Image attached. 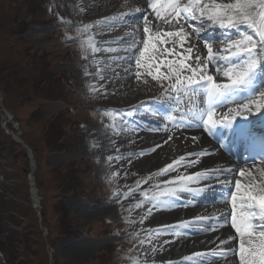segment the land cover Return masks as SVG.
Instances as JSON below:
<instances>
[{
	"label": "rangeland",
	"instance_id": "1",
	"mask_svg": "<svg viewBox=\"0 0 264 264\" xmlns=\"http://www.w3.org/2000/svg\"><path fill=\"white\" fill-rule=\"evenodd\" d=\"M77 1L0 0V108L9 112L8 118L0 117L1 134L8 142L13 139L5 128L19 131L31 147L37 209L42 223L49 229L45 239L32 209L40 234L28 235L30 258L29 262L21 264H133L134 260L139 264H162L142 248L150 236H155L149 232L153 224L140 226L143 214L153 210L158 202L137 205L138 198L130 203H110L114 193H125L136 182L119 179L111 164L115 161L109 164L102 159V153L106 152L94 146L95 134L105 136L102 132L110 120L117 122L126 118L121 112L120 104L124 102L121 103L120 91L114 92L109 85L103 91L98 90L95 80L85 75L88 71L85 61L96 53L88 46L90 34L82 31L83 25L94 23L96 17L93 16L114 13L112 4L94 6V14L83 19V7L78 6ZM127 1L121 0L120 7L127 8ZM224 1L230 2H219ZM140 19L138 16L137 20ZM153 23H158L162 32L175 30L163 22ZM190 43L196 48L186 63L195 66V55L206 58L204 42L193 38L184 48ZM165 49H172L176 55ZM148 55L157 57L151 61V70L157 75L155 69L159 67L162 77L170 73L168 62L178 65L184 51L179 45L167 43L158 44L156 53ZM132 63V77L137 84L134 89L147 86L152 98L159 97L164 91L160 80H154L144 70L137 79L135 61ZM123 65L128 68V64ZM163 83L166 86L168 81ZM147 105L148 102H144V108ZM144 108L139 105L133 115H140ZM13 151L18 157L21 155L18 146L13 147ZM20 163L22 161L10 164L13 167H5V170L0 165L6 177H14L12 184L6 186L21 200L11 199L5 204L22 216H29L33 185L28 176V161L22 168ZM38 238L40 245L36 243ZM141 240L145 244L141 245ZM94 242L101 244L93 247ZM19 261L3 252L0 254V264Z\"/></svg>",
	"mask_w": 264,
	"mask_h": 264
},
{
	"label": "snow or ice",
	"instance_id": "2",
	"mask_svg": "<svg viewBox=\"0 0 264 264\" xmlns=\"http://www.w3.org/2000/svg\"><path fill=\"white\" fill-rule=\"evenodd\" d=\"M81 11L84 9L81 8ZM136 13H141L142 24L134 20ZM153 19L157 22H163L175 30L162 32L160 25L154 24ZM121 25L132 30L125 32L120 40L112 41V43L126 44L127 47L121 49L109 47L104 51L109 53L124 52L126 55L116 57V59L128 64V68L125 69L126 72L131 70L132 65L129 62L134 60L137 79L141 76V70H144L146 75L152 76L154 80H160V86L164 91L159 97H156L157 100L168 98L179 102L182 97H187L191 103L187 112L181 110L179 119L172 115L167 116L165 119L168 122H171L174 127L202 129L208 136L213 135V129L218 125H223L232 129L233 135L246 148L257 143L264 147V134L255 133L251 127L252 121L248 120L249 116H252L253 120L264 119V85L258 87L256 83L258 74L264 72V0H230V2H218V0H144L143 8H136L131 12H120L118 15L108 16L103 20H96L94 24H84L82 31L90 32L94 26L99 31L104 30L101 26L111 30ZM241 26H246V30H242ZM214 27L223 30L225 34L224 40L217 45V50L214 52L213 44L206 42L204 46L207 49V57L201 59L200 55H195V66L192 63H186L189 60V55L193 54L196 45L190 43L188 47L184 48L185 43L193 38L206 39L201 34ZM233 30L238 37L236 39L232 38ZM248 30H251V34ZM165 37L170 39H165ZM87 43L93 53L101 51V48L95 45L91 35L88 36ZM167 43L183 48V58L175 66L173 61L168 62L169 74H164L161 77L159 75L160 69L156 67L157 75H153L151 61L157 57L148 54L149 52L156 53L158 44ZM165 51L176 55L172 49H165ZM209 64L216 66V77H221L219 81L214 75L209 74ZM225 65L227 66L225 67ZM87 74L85 73V75ZM94 75L98 76L100 73L96 72ZM173 77L175 78L174 82ZM223 78H226V82ZM163 81H168L166 86ZM245 91L250 94L247 97L248 102L241 103L236 98ZM173 93L176 94L175 97H173ZM198 100L201 103H198ZM205 103L206 107L203 106ZM231 103H236L238 106L236 108L228 107L227 111L222 113L217 112V109L224 108ZM140 107L144 108L143 101ZM254 109L256 113H259V116L254 115ZM144 110L150 111L147 108ZM132 114V112H128V115ZM237 117L242 119L237 121ZM110 127L113 132L119 133L120 128L115 122ZM149 130L160 131L161 128L154 127ZM163 130L168 131L167 126ZM168 139L171 140L172 137L169 136ZM190 139L195 143L200 137L192 136ZM96 147L100 149L103 145L97 144ZM155 150V148L150 149L153 152ZM205 154L200 152L190 155L203 156ZM128 155L131 156L132 153ZM140 155L143 156L144 153L141 152ZM121 159V155H108L106 157L108 163ZM185 160L186 157L181 156L178 160L152 173L146 179L152 180L154 177L171 173L177 165L184 163ZM192 163H197V161L192 160L190 164ZM234 172V168L225 167L214 169L212 172L198 171L195 175H177L174 180L165 181L164 184H178V187L156 185L155 187L160 190L152 191L151 201L163 204L165 203L164 197H176L181 192L191 193L195 196L205 193L217 185L227 191L231 187L228 175ZM261 172L264 174V169ZM215 173H220V175ZM240 175H245L243 169L240 170ZM210 180H215L217 183L207 184L202 188L188 186L190 182L199 183ZM136 183V189H129L122 194L114 193V196L130 197L138 189L141 181ZM141 195L148 196V193L144 192ZM226 202L231 204L230 213L225 212L221 217L198 215L194 220H183L176 225L149 229L150 233L156 235L150 236L148 243L151 244L156 236L163 232L174 228L186 229L199 222L222 219L224 223L219 226L223 227L228 223L230 216L231 228L235 229V233L240 238L238 264H264V182L260 185L243 186L241 181L236 179L235 190L230 192V200L226 198ZM175 234L180 235L179 232ZM232 239V236H228L227 240L221 239L219 241L218 248H213L207 252L195 251L183 259L187 262H194V264H205V260L202 258L213 257L219 260L230 255L234 257L237 251L235 248L224 250V246ZM140 243L143 245L145 241L141 240ZM151 251L155 254L157 249L153 247ZM133 264H139V261L134 260ZM169 264L172 262L170 261Z\"/></svg>",
	"mask_w": 264,
	"mask_h": 264
},
{
	"label": "bare ground",
	"instance_id": "3",
	"mask_svg": "<svg viewBox=\"0 0 264 264\" xmlns=\"http://www.w3.org/2000/svg\"><path fill=\"white\" fill-rule=\"evenodd\" d=\"M120 1L121 0H78L77 3L78 6H81L84 9L83 19L94 14L96 9L94 6L100 7L101 4L111 3L114 13L104 12L102 15L93 16L96 17V20H103L105 17L118 15L120 12H131L136 8H141L142 4H144V0H129L127 1L128 7L124 9L120 7ZM219 1L222 0H218V2ZM139 14L141 15V13H136L134 20L142 24L143 21L137 20V15ZM153 21L155 20L153 19ZM89 24L94 23L89 22ZM101 27L104 29L103 31H99L98 28L94 26V28L88 33L93 39L98 38L97 40L95 39L94 43L97 47L101 48V51L96 53L93 58L85 61L88 66V76L92 80H95L96 88L103 91L104 87L109 85L114 92L119 90V97L122 99L121 103L124 102L123 104H120L123 107V111L121 110V112L127 117L128 112L134 113V110L141 105L142 101L151 104L153 103L150 111H145V108L142 110L138 123L124 120H119L117 122L115 120H110L109 124H106L107 128L102 132L105 133V136L101 137L98 133L95 134V148L98 149L96 145L101 144L103 147L98 150H100V152H106L102 153V159L106 161L108 155L122 156L121 160H113L117 162L111 163L117 177L119 179L126 178L128 181L133 179V182L134 180L135 182L141 181L138 189L134 191L130 197L120 195L119 197H114L112 200L110 199V203L113 205L130 203L138 198H143L141 193L147 192L150 196V200L142 203L148 205L154 204V202L151 201V193L152 191L160 190L155 186L178 187V184H164L165 181L174 180L177 175L189 176L195 175L198 171L212 172L214 169L225 167L235 169V163L216 150L215 145L206 139L201 131L180 132L172 129V125L168 123L165 124L152 119L155 118L160 120V116L164 115V113L159 110L160 104L168 105V107L172 109L174 104L178 103L190 108L191 103L188 98H186V100L181 99L179 102H175L168 98L157 100L156 98H152V91L150 92L149 87L147 86H144L141 90H135L134 88L137 84L133 81V69L130 70L131 72H126V67L123 65L124 62L116 59V57L124 56L126 54L122 51L111 53L104 51V49L109 47L116 49L127 47V45L122 47L117 45L113 47L111 43L114 40H120L125 32H129L132 29L124 25L116 28L114 27L111 30H108L105 26ZM201 35L213 45L217 44L218 40H220V37H214L209 34L208 31L203 32ZM129 63L131 65L133 64L132 61ZM208 70L210 72L216 71V69L210 65H208ZM96 72H99L100 75H94ZM101 77H103V79H101ZM147 91H149V93ZM198 103H201V101L198 100ZM253 111L255 112V109ZM113 122H115L120 128L119 133L112 131L110 125ZM165 126H167L168 131L163 130ZM154 127H159L161 130H149ZM122 128H125L126 131L124 132ZM169 136L172 137L171 140L168 139ZM192 136H198L200 139L194 143L190 139ZM158 145L159 147H157ZM152 148H155L156 150L154 152L150 151ZM201 151L206 154L203 156L190 155L191 153H200ZM141 152L144 153L143 156L140 155ZM129 153H132V155L129 156ZM181 156L186 157L185 162L177 165L171 173H165L163 176L154 177L152 180L146 179L151 176L152 173L157 172L160 168L166 167L167 164L178 160ZM192 160L197 161V163L190 164ZM262 169H264V166L255 168L249 167L245 169V175L243 176L240 175V172L238 175L236 172L229 174L228 180L231 187L227 189V191L222 190L219 185H217L212 191L209 190L195 196L191 193L181 192L176 197H164L163 199L165 200V203L161 204L158 202L157 205L154 204L155 206L153 207V210L143 214V219L141 220L142 225L140 226L143 227L146 224L152 223L153 225L150 227L153 226V229H155L164 228L168 225H176L183 220H194L198 215H207L217 218L221 217L222 214L230 210L231 204L229 203V205L226 206L223 203H219L218 200L222 199L226 201V198L230 200V192L235 190V180L239 179L243 182V186H248L250 184L260 185L264 182V174L261 172ZM215 174L220 175V173ZM216 183L215 180L200 181L199 183L190 182L188 186L202 188L207 184ZM136 185H133V187L129 189H136ZM215 203L217 204L214 205ZM223 223V220L220 219L209 222H199L186 229H171L156 236V239L152 241L151 244L147 241L146 245L142 247L144 249L143 252L154 257L156 261L162 262V264H169L170 261L172 264H194V262L184 261L183 258L187 255H191L195 251L207 252L211 251L213 248H218L221 239L227 240L228 236H232L233 239L224 246V250L235 248L237 251L234 257L230 255L227 258L219 260L213 257L202 259L205 260V264H238L239 245L234 243L235 235L230 223L228 222L223 227H220L219 225ZM176 232H179L180 235L177 236L175 234ZM100 244L101 242H94L92 245L93 247H96ZM153 247L157 249L155 254L151 251Z\"/></svg>",
	"mask_w": 264,
	"mask_h": 264
},
{
	"label": "trees",
	"instance_id": "4",
	"mask_svg": "<svg viewBox=\"0 0 264 264\" xmlns=\"http://www.w3.org/2000/svg\"><path fill=\"white\" fill-rule=\"evenodd\" d=\"M10 145H12V148ZM15 146H18L21 152L19 157L13 151ZM18 161H22L20 168L23 167L22 164L24 162H27L25 150L13 140L6 142L0 129V165L3 166L4 170L6 168L11 169L13 166H10V164L15 165ZM4 170H0V252L13 256V259L18 258L20 261L16 264H21L24 261L29 262L30 258L29 248L31 245L29 241H31V238L28 235H39L40 233L37 230L36 220L32 215V208L29 209V216H22L17 210L6 207L5 202L11 199V201L14 199L17 202L21 200L14 196L13 191L6 186L12 184L14 177L12 179L11 177H6ZM25 220L26 222L24 223ZM26 229H28V233ZM37 241L36 243L40 245L39 238Z\"/></svg>",
	"mask_w": 264,
	"mask_h": 264
},
{
	"label": "water",
	"instance_id": "5",
	"mask_svg": "<svg viewBox=\"0 0 264 264\" xmlns=\"http://www.w3.org/2000/svg\"><path fill=\"white\" fill-rule=\"evenodd\" d=\"M13 138L16 141L20 142L22 144V146L25 148L26 155H27V157L29 159V165H30L31 171H33L34 160L32 158V151H31L30 147L18 135H13ZM30 176L32 178V175H30ZM37 198L38 197H37L36 189H33L32 196H31V205H32V207L34 209H36V206H37V204H36ZM37 215H38V213H37ZM38 220H40V217H39ZM40 228L43 230V234L44 235H47V233L49 232V230H47L46 228H44L42 226H40Z\"/></svg>",
	"mask_w": 264,
	"mask_h": 264
}]
</instances>
